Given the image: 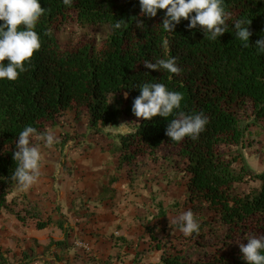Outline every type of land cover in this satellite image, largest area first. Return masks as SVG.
Listing matches in <instances>:
<instances>
[{"label":"trees","instance_id":"1","mask_svg":"<svg viewBox=\"0 0 264 264\" xmlns=\"http://www.w3.org/2000/svg\"><path fill=\"white\" fill-rule=\"evenodd\" d=\"M39 2L46 10L35 27L42 46L18 79L0 80V210L9 211L23 226L34 222L37 231L57 229L63 239L51 241L44 250H69L73 229L57 208H45L44 198L7 203V197L18 188L11 176L18 163L13 152L20 132L27 126L38 133L53 130L67 112L75 118L86 115L87 128L94 133L109 124L115 126L121 117L136 119L133 131L113 137L107 146L116 160L111 181L130 186L140 160L168 163L167 156H174L170 168L187 176L185 203L200 225L199 232L190 236L200 245L213 230V221L224 229L214 243L217 248L197 260L180 252L165 254L157 246L156 250L163 251L159 264H247L236 244L246 234L264 235V173H251L244 157L228 150L243 144L247 129L241 125V112L250 110L252 125L264 121V53L258 54L255 46L264 38V0H224L232 14L226 21L228 32L214 41L205 37L199 25L189 29L190 21L183 18L174 32L166 33L161 25L165 11L158 10L154 18L141 16L139 0H73L71 6L63 0ZM135 17L143 20V30L136 27ZM242 18L252 20L247 48L235 36L234 23ZM119 19L127 22L117 30L112 25ZM69 21L82 27L108 25L110 34L98 45L88 42L65 51L54 33ZM164 38L170 51L162 46ZM168 56L176 58L179 75L153 71L143 64ZM148 82L181 92L180 109L167 118L137 119L131 110L133 101L140 95L139 87ZM176 111L202 112L208 118L198 139L185 137L174 142L165 134ZM36 140L41 141L32 136L31 144ZM248 181L258 188L238 193L237 186ZM75 210L74 218L82 217L77 214L79 208ZM54 211L56 218L51 214ZM204 211L210 214L211 223L203 217ZM153 231L150 228L147 233L152 236ZM244 239L247 244V237ZM37 257L33 250L23 251L17 264H32ZM0 264H10L5 252H0Z\"/></svg>","mask_w":264,"mask_h":264},{"label":"rangeland","instance_id":"2","mask_svg":"<svg viewBox=\"0 0 264 264\" xmlns=\"http://www.w3.org/2000/svg\"><path fill=\"white\" fill-rule=\"evenodd\" d=\"M109 34L108 25L82 27L75 21H69L54 33L65 51L88 42L98 45ZM239 119L247 129L243 144L228 151L241 154L251 173H264V121L252 125L253 117L248 108L240 113ZM121 123H126L125 127L116 132L102 129L94 133L87 128L86 115L75 118L72 112H67L56 128L48 130L56 138L51 147L44 140L35 141L41 152L40 175L28 189L16 188L7 200L20 203L27 197L45 198L47 208H57L73 233L68 241L71 248L65 252L52 248L44 250L51 241L63 239L57 229L48 228L33 234L32 238L38 242L34 246L38 261L34 264H52L54 259L57 264L107 261L111 264H159L163 251L171 255L180 252L197 260L217 248L214 243L224 229L216 221L212 222L213 230L206 233L200 245L196 238L185 236L174 225L169 226V220L188 209L185 203L187 176L170 168L176 157L168 155V163L150 158L140 160L136 179L130 186L111 181L116 160L110 156L107 146L113 137L133 131L138 120L121 117L115 126ZM157 156L159 158L160 154ZM257 188L256 183L248 181L237 186V192L246 194ZM58 203L61 205L56 207ZM77 208L80 218L73 216ZM161 210L164 217H161ZM51 214L56 218V211ZM203 217L210 221L208 212L204 211ZM150 228H154L152 236L147 233ZM251 236H259V233L246 234L244 238ZM244 238L236 245L244 243ZM157 246L163 251L156 250ZM7 255L10 261L20 257L18 252Z\"/></svg>","mask_w":264,"mask_h":264},{"label":"clouds","instance_id":"3","mask_svg":"<svg viewBox=\"0 0 264 264\" xmlns=\"http://www.w3.org/2000/svg\"><path fill=\"white\" fill-rule=\"evenodd\" d=\"M73 0H63V4L71 6ZM141 16L154 18L158 10H164L165 16L162 21L163 30L166 33L174 32L181 19L189 20V29H195L197 25L205 33L209 40L228 32L226 21L231 19V12L226 10L224 0H139ZM39 0H0V80L8 79L15 81L20 73L27 71L28 64L34 54L41 48V38L35 31V27L44 15ZM194 13V15H192ZM136 18V27L144 29L142 19ZM124 19L116 20L112 25L114 29L126 26ZM252 20L238 19L234 23L235 36L243 47L250 46L249 38L252 32L249 26ZM162 46L170 51L169 41L163 39ZM258 54L264 53V38L256 41ZM7 61V63H5ZM144 66L153 71L166 70L168 73L179 75L181 69L177 66L176 58L157 59L156 62L145 61ZM140 89V95L136 97L132 105V113L137 119L151 120L154 117L167 118L173 115L174 110L181 107L183 94L179 91H170L162 83H144ZM127 93L124 94L127 98ZM208 118L201 112L197 114H186L176 111L174 118L168 123L166 135L174 142H180L185 137L193 140L198 139L201 132L205 130ZM126 123L119 126L111 124L105 127V132H116L123 129ZM37 136L51 147L56 138L54 133L46 131L38 133L37 129L27 126L18 136L16 151L13 152L14 161L18 162L11 176L17 182L20 189H28L40 175L39 164L41 152L38 146L31 144V137ZM176 225L185 236L198 233L200 225L194 213L189 209L169 220V226ZM247 244L239 243L242 258L247 264H264V235L251 236Z\"/></svg>","mask_w":264,"mask_h":264},{"label":"crops","instance_id":"4","mask_svg":"<svg viewBox=\"0 0 264 264\" xmlns=\"http://www.w3.org/2000/svg\"><path fill=\"white\" fill-rule=\"evenodd\" d=\"M256 185L258 187V184H256ZM27 199L30 201L41 200V198L39 200H37V199L29 198V197H27ZM73 199L74 198H72L71 200H73ZM7 203H10L9 200H7ZM60 205L61 204L58 203L56 207H59ZM44 206H45V208H47L46 202L44 203ZM47 230L48 229H46L44 231H47ZM44 231H37L35 226H34V222H32V221H27L26 225L23 226L21 223H19L16 220L15 216L12 215L9 211L0 210V252L6 251L7 254L9 253L10 255H12V252L13 253L18 252V253H20V257H21V253L23 251H30V250L34 251V246L36 247V244H38V242L36 241V239H33L32 236H33V234L37 235V234L42 233ZM30 232H32V234H30ZM26 234L27 235L29 234V236H26ZM20 244L24 245V247H21ZM7 254L5 253V256L8 258ZM20 257L18 259H15L13 257L12 261H10V264H17ZM36 262H34V263H36ZM34 263H32V264H34ZM53 264H57V262L53 263Z\"/></svg>","mask_w":264,"mask_h":264}]
</instances>
